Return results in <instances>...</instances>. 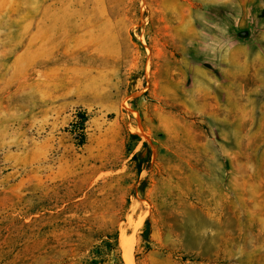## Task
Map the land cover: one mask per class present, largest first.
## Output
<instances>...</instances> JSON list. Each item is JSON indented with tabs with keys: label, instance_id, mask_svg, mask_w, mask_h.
<instances>
[{
	"label": "rangeland",
	"instance_id": "obj_1",
	"mask_svg": "<svg viewBox=\"0 0 264 264\" xmlns=\"http://www.w3.org/2000/svg\"><path fill=\"white\" fill-rule=\"evenodd\" d=\"M118 231L264 264V0H0V264H126Z\"/></svg>",
	"mask_w": 264,
	"mask_h": 264
},
{
	"label": "trees",
	"instance_id": "obj_2",
	"mask_svg": "<svg viewBox=\"0 0 264 264\" xmlns=\"http://www.w3.org/2000/svg\"><path fill=\"white\" fill-rule=\"evenodd\" d=\"M88 115L86 112H78L76 114V120L75 122L72 124V126L74 127L73 133L76 135V139H77V144L78 145H83L85 143L86 140V133H85V122L87 121ZM137 135L136 133H133L132 136ZM152 147H151V143L149 141H144L143 142V151L141 153V155H134L133 156V160L136 161V167H137V173L140 175L143 168L144 169H149L150 164H151V157H152ZM145 180V177H144ZM151 231V225H150V221L147 220L144 227H143V231L141 232V238L143 240L144 246H146L147 248H153L155 246L154 242H151L148 240V236L150 234ZM121 232L118 231L115 235H114V242H113V246H118V237L120 236Z\"/></svg>",
	"mask_w": 264,
	"mask_h": 264
},
{
	"label": "bare ground",
	"instance_id": "obj_3",
	"mask_svg": "<svg viewBox=\"0 0 264 264\" xmlns=\"http://www.w3.org/2000/svg\"><path fill=\"white\" fill-rule=\"evenodd\" d=\"M119 244L122 249V257L126 264H135L133 257V248L135 245V241L133 237L127 235H121L119 237Z\"/></svg>",
	"mask_w": 264,
	"mask_h": 264
},
{
	"label": "water",
	"instance_id": "obj_4",
	"mask_svg": "<svg viewBox=\"0 0 264 264\" xmlns=\"http://www.w3.org/2000/svg\"><path fill=\"white\" fill-rule=\"evenodd\" d=\"M247 34V32H242V35H246Z\"/></svg>",
	"mask_w": 264,
	"mask_h": 264
}]
</instances>
